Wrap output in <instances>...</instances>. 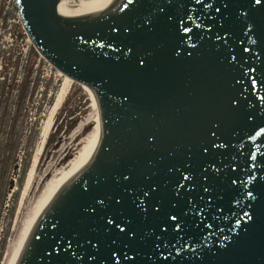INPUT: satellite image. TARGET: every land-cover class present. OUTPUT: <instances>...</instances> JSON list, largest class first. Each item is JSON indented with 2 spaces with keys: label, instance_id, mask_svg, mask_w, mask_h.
<instances>
[{
  "label": "water",
  "instance_id": "95a60500",
  "mask_svg": "<svg viewBox=\"0 0 264 264\" xmlns=\"http://www.w3.org/2000/svg\"><path fill=\"white\" fill-rule=\"evenodd\" d=\"M100 135L16 264H264V0H15Z\"/></svg>",
  "mask_w": 264,
  "mask_h": 264
},
{
  "label": "rangeland",
  "instance_id": "374dc122",
  "mask_svg": "<svg viewBox=\"0 0 264 264\" xmlns=\"http://www.w3.org/2000/svg\"><path fill=\"white\" fill-rule=\"evenodd\" d=\"M61 1L66 12L69 8L77 9L87 0ZM66 79L42 58L41 107L34 104L33 94L27 107L25 126H0V224L10 243L9 261L24 223L41 195L52 182H60L69 163L80 162L75 160L79 158L82 144L90 134L100 130L102 104L99 95L86 85L73 81L65 88ZM61 93L65 96L55 108ZM46 126H49L48 136L44 140ZM16 162H21V171H18ZM75 175L61 184L52 197ZM44 202L46 206L49 201Z\"/></svg>",
  "mask_w": 264,
  "mask_h": 264
},
{
  "label": "flooded vegetation",
  "instance_id": "af4514ba",
  "mask_svg": "<svg viewBox=\"0 0 264 264\" xmlns=\"http://www.w3.org/2000/svg\"><path fill=\"white\" fill-rule=\"evenodd\" d=\"M41 89L42 56L28 38L15 0H0V126H25L33 94L41 107ZM9 256V239L0 224V264H8Z\"/></svg>",
  "mask_w": 264,
  "mask_h": 264
},
{
  "label": "bare ground",
  "instance_id": "6f19581e",
  "mask_svg": "<svg viewBox=\"0 0 264 264\" xmlns=\"http://www.w3.org/2000/svg\"><path fill=\"white\" fill-rule=\"evenodd\" d=\"M88 1V2H87ZM85 3H82L77 9L75 10H67L66 12L63 11V6H62V1L59 0L57 4V13L61 16L64 17H70V18H80V19H93V18H101L106 15L111 11L113 6L116 4L118 0H87ZM65 3V2H64ZM67 6V4H66ZM72 80L69 78L66 79L65 81V88L69 87L71 84ZM65 94L61 93L60 96L57 99V103L55 108H57L58 105H60L63 101ZM101 104L102 100L100 98ZM49 126H46L44 129V136L43 139L45 140L48 136V130ZM100 135V130L98 132H94L93 134H90V136L84 141L82 144V149L80 151L79 158L75 161L80 160L78 164H75L76 162H71L68 164V168L66 169L65 172H63V176L60 179V182L57 183L55 180L54 182L51 183V186L49 189L41 195L42 197L40 200L36 203L32 211L30 212L26 222L24 223V229L22 231V235L19 238L18 244L15 249H13V254L10 260V264H16L17 259L21 253V250L33 228V225L35 222L38 220V218L43 214V212L56 200L58 199L61 194L64 192V190L67 188V186L75 181L77 176L79 175L82 167L85 164L86 158L88 156V153L97 139V137ZM32 172V171H31ZM76 175L74 176L73 179H70L57 193L54 197H52L54 191L63 183H65L73 174ZM32 177V173L30 178ZM30 181V179H29ZM52 197V198H51ZM44 201H49L48 204L45 206ZM45 206V207H44ZM44 207V208H43Z\"/></svg>",
  "mask_w": 264,
  "mask_h": 264
},
{
  "label": "trees",
  "instance_id": "16d2710c",
  "mask_svg": "<svg viewBox=\"0 0 264 264\" xmlns=\"http://www.w3.org/2000/svg\"><path fill=\"white\" fill-rule=\"evenodd\" d=\"M25 172H26V170H25ZM25 172H24V173H25Z\"/></svg>",
  "mask_w": 264,
  "mask_h": 264
}]
</instances>
